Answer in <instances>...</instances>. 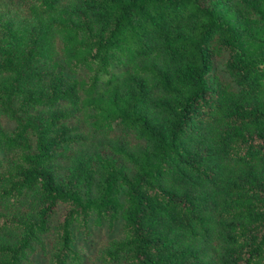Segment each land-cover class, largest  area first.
Returning <instances> with one entry per match:
<instances>
[{
    "label": "trees",
    "instance_id": "trees-1",
    "mask_svg": "<svg viewBox=\"0 0 264 264\" xmlns=\"http://www.w3.org/2000/svg\"><path fill=\"white\" fill-rule=\"evenodd\" d=\"M0 264H264V0H0Z\"/></svg>",
    "mask_w": 264,
    "mask_h": 264
}]
</instances>
